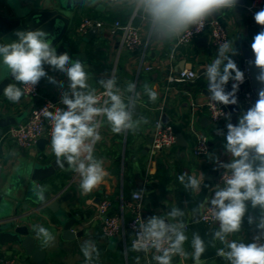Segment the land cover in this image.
I'll use <instances>...</instances> for the list:
<instances>
[{
    "label": "crops",
    "instance_id": "crops-1",
    "mask_svg": "<svg viewBox=\"0 0 264 264\" xmlns=\"http://www.w3.org/2000/svg\"><path fill=\"white\" fill-rule=\"evenodd\" d=\"M251 1L245 0L244 5H238L235 11L223 10L216 16L225 25L231 42L238 50V55L233 59L240 69L246 65L241 46L246 45L251 50L253 36L260 31V26L253 19L254 15L249 14L247 10ZM57 2V0H0V14L12 16ZM86 15L102 20L103 27L80 34L77 28L82 17ZM112 17H115V20L130 21L139 27L141 43L138 48L128 50L121 46L120 32L111 30V24L115 21L111 20ZM63 40L68 44V50L81 54L78 59L85 62L91 88H95L96 92L101 91L103 89L98 81L115 76L117 86L125 96L126 102L128 96H135L137 99L133 118L146 119L147 123H141L135 132L114 134L105 119L99 129L102 139L96 144L94 155L103 161L108 176L90 193H82L79 175L67 165L47 180L44 187L53 196L66 195L60 202V207L72 221L71 231L75 233L74 236H63V226L50 210L32 204L23 209L22 205L26 202L23 193L19 189L12 191L14 204L18 206V213L22 215L18 223L28 225L30 234L45 250L47 263L85 264L81 245L91 240L99 250V258H94L92 264H156L153 259L154 250L148 253L132 250L128 229H125L124 234L105 236L97 214L99 200L106 197L111 200L109 212L122 214L127 220L132 212L126 207V200L130 199L133 191H144L141 209L143 219L146 220L152 215H164L173 206L185 212L182 219L188 240L184 248L189 255L187 258L173 257L172 264H195L191 258L193 233H198L205 241L206 251L201 257V264H228L227 260L217 255L219 248L225 247L227 250L226 246L213 236L219 228V223L216 221L212 224L203 223L199 218L202 209L199 213H194L199 205L206 200L210 201L218 187L223 186V183L218 181V175L224 168L219 165L231 160V154L224 147L228 120L211 122L205 105L208 93L203 70L215 59L218 49L210 43L207 33L179 46L175 45V41L159 44L149 40L145 23L133 16L128 9L106 10L103 0L101 5L88 7L81 0V3L75 4L74 9L68 14ZM141 57L143 64L139 65ZM146 64L150 65V68L146 69L144 66ZM184 68L193 69L197 76L184 81L168 79L170 74ZM45 70L57 81H63L64 88L67 89L68 80L63 73L53 71L47 65ZM129 82L136 85L135 93H127L126 87ZM145 84L157 92L155 102L145 94ZM61 91L46 78H42L39 82L40 96L34 100L24 95L14 104L2 95L0 115L19 116L20 120H23L33 102H40L44 97L58 98ZM247 108L249 107H242V112ZM157 116H160L163 122L171 124L175 134L182 135V140L175 141L167 149L153 151L151 128L153 119ZM7 128L0 135L1 194L6 193L19 162L47 161L55 157L50 139L41 137L46 140L22 150L8 135ZM193 129L206 135L209 140V150L202 156H196L192 152ZM183 173L203 176L198 192L186 189L179 182L178 176ZM206 204L204 203V206ZM259 214V209H252L248 202V211L242 221L241 230L229 235L227 239L249 243L253 235L260 234L257 228ZM249 217L253 220L251 224L248 223ZM36 225L49 229L55 241L50 245H44L33 230ZM6 258L15 259L17 264H34L31 257L14 243L0 245V260Z\"/></svg>",
    "mask_w": 264,
    "mask_h": 264
},
{
    "label": "clouds",
    "instance_id": "clouds-1",
    "mask_svg": "<svg viewBox=\"0 0 264 264\" xmlns=\"http://www.w3.org/2000/svg\"><path fill=\"white\" fill-rule=\"evenodd\" d=\"M82 2L94 7L101 5L102 0ZM72 3L78 4L81 0H72ZM238 5L239 0H103L106 10L128 9L145 23L149 40L159 44L177 41L193 30L199 32L223 10L235 11ZM253 19L260 31L253 36L250 45L254 57L250 63L258 69L256 80L264 86V8L255 12ZM13 35L16 39L11 42L0 39V82L8 77L15 81L3 88V95L10 102L18 103L25 95L24 88L19 85L33 91L42 78L62 90L59 103L63 108L49 103L42 109L43 116L51 124V149L57 166L70 167L80 177L82 193H90L108 176L103 161L94 155L96 144L102 139L99 129L105 119L114 134L135 132L141 123H147L146 119L133 118L137 99L128 96L126 102L113 76L98 81L103 89L101 95L106 97L101 100V95H97L96 89L88 83L85 62L73 60L67 52L58 54L53 43L56 35L43 27L16 29ZM236 55L238 50L226 40L219 44L215 59L203 70L210 102L224 106L238 104L237 92L244 83L245 73L233 59ZM46 65L67 77L66 90L63 81L48 75ZM230 81L231 90L226 91ZM135 90L136 85L129 82L127 93H135ZM144 91L152 102L156 101L154 89L145 84ZM221 114L231 120V113ZM226 128L224 147L231 154V160L219 165L226 169L223 186L217 188L210 201L204 202L211 205L208 212L219 223L218 230L213 233L214 239L227 249L219 248L217 255L228 264H264V243L260 242L264 239V87L259 89L255 103L238 116L237 123L228 122ZM178 180L186 189L198 192L203 176L183 173ZM45 191L44 187L38 190L42 202L46 201ZM143 194L144 191H134L133 199H140ZM248 202L252 209H259L257 228L260 234L249 243L229 241V235L241 230ZM204 203L194 213H199ZM184 215L183 210L173 206L164 215H152L146 220L140 217L132 250L144 253L154 250L156 264H172L175 256L187 258ZM252 222L249 217L248 223ZM33 230L44 245L55 241L46 227L36 225ZM191 246V258L195 264H201L206 245L198 233H193ZM81 252L85 264H92L94 258H99V250L91 240L81 245Z\"/></svg>",
    "mask_w": 264,
    "mask_h": 264
},
{
    "label": "built area",
    "instance_id": "built-area-1",
    "mask_svg": "<svg viewBox=\"0 0 264 264\" xmlns=\"http://www.w3.org/2000/svg\"><path fill=\"white\" fill-rule=\"evenodd\" d=\"M264 0H252L247 7L248 13L254 15L255 12L263 8ZM103 27V21L91 16H83L79 25L78 32L80 34L87 33L88 30L92 28ZM112 31L120 32V44L123 48L128 50H133L139 47L141 43V35L139 27L134 25L130 21L121 22L116 19L111 24ZM207 33L210 43L218 48L219 44L224 41H231L226 27L223 22L215 17L212 21L205 24V27L196 32L193 30L191 33L185 34L182 38L175 41V45L179 46L190 42L193 38ZM143 64V58L141 57L139 65ZM146 69L150 68V65H144ZM245 73L244 83L240 85L237 92L238 104L240 108L250 107L257 100L253 88L249 83V76L247 73L246 65L241 69ZM197 76L196 71L191 68H184L177 71L176 73L170 74L168 79L170 81H184L192 80ZM231 81L229 82L228 91L231 90ZM24 88L25 96L30 99H36L39 95V83L35 86L33 91H29L25 86L19 85ZM103 90L96 92L97 95H101ZM106 99L101 95V100ZM60 97H44L40 102H33L30 105L25 119L17 122L16 124L10 125L7 128V133L12 137L16 145L22 149L26 150L33 146L36 141L41 137H46L51 140V124L43 116L42 109L46 107L49 103L55 105L56 107L63 108L64 106L59 103ZM208 110V118L213 123H218L225 120V115L221 113H230L229 110L224 105H218L210 102L207 97L205 103ZM52 110V109H50ZM194 144L192 146V152L196 156H202L206 154L209 150V140L206 135L198 133L194 129ZM176 141V134L171 124L163 122L160 116L153 119L151 128V148L153 151H158L162 149H167L173 145ZM226 169L220 172L218 175V181L223 183V177L225 175ZM134 192V191H133ZM133 192L131 193L130 199L126 200L125 205L132 214L126 220L123 215H116L109 212L111 206V200L109 198L103 197L99 200L97 205V214L100 217L101 230L103 234L107 237L115 236L118 234H124L125 229L130 232V242L132 244L133 239H135V233L138 231L137 221L142 218V198L133 199ZM211 207L210 204H206L200 212L199 218L203 223L212 224L214 220L211 214L208 212V208ZM258 235H253L250 242L253 241L254 237ZM264 243V239L260 241ZM0 264H17V261L13 258H6L0 260Z\"/></svg>",
    "mask_w": 264,
    "mask_h": 264
},
{
    "label": "water",
    "instance_id": "water-1",
    "mask_svg": "<svg viewBox=\"0 0 264 264\" xmlns=\"http://www.w3.org/2000/svg\"><path fill=\"white\" fill-rule=\"evenodd\" d=\"M57 1V4L28 9L26 12L12 16L0 14V39L11 42L16 39L13 35V31L16 29L43 27L46 31L56 35L53 43L57 47L58 54L67 52L73 60L78 59L81 54L72 53V51L68 50V44L63 40L68 24V14L74 9L75 4L72 3V0ZM244 3L245 0H239V6H243ZM241 52L246 61L250 86L253 88L256 98H258V91L264 86L256 80L258 69L250 63L254 59L253 53L246 45L241 46ZM10 82H14L10 77L0 82V97L3 95V88ZM226 91H228V86H226ZM225 107L231 113V120H228V122L236 124L238 116L242 113L239 104ZM19 121H21L19 116L5 117L0 115V135L3 134L7 127ZM45 140L39 138L36 143L39 144ZM180 140H182V135L177 133L176 141L180 142ZM56 159L54 157L47 161L26 160L19 162L16 165L14 175L12 176L6 193H0V245L6 243L19 245L31 257L34 264H48L46 261V252L37 243L35 237L30 234L28 225L18 223L22 215L18 213V206L14 204L15 201L12 199V191L19 189L23 193V197L26 200L22 205L23 209H27L32 204L50 210L54 214L55 219L62 224L63 236H74L75 233L71 231L72 221L60 207V202L66 198V195L53 196L49 190L45 189L46 201H40L38 196L39 188L44 187L49 177L55 175L56 171L60 169L56 164Z\"/></svg>",
    "mask_w": 264,
    "mask_h": 264
},
{
    "label": "trees",
    "instance_id": "trees-1",
    "mask_svg": "<svg viewBox=\"0 0 264 264\" xmlns=\"http://www.w3.org/2000/svg\"><path fill=\"white\" fill-rule=\"evenodd\" d=\"M111 20H115V17H112ZM121 22H124V20H120ZM114 22V21H113Z\"/></svg>",
    "mask_w": 264,
    "mask_h": 264
}]
</instances>
